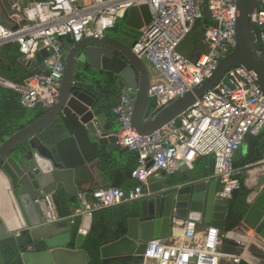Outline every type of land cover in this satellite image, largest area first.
<instances>
[{
    "label": "built area",
    "instance_id": "1",
    "mask_svg": "<svg viewBox=\"0 0 264 264\" xmlns=\"http://www.w3.org/2000/svg\"><path fill=\"white\" fill-rule=\"evenodd\" d=\"M253 13L257 39L264 54V0ZM8 3L13 10L5 8ZM145 5L148 22L138 31L132 52L146 60L152 71L148 89L150 108L161 110L205 77L235 46L236 0H0V13L10 25L0 22V52L17 45V60L31 75L16 83L0 75V88L19 94L27 108L47 109L57 99L64 58L72 42L85 37H103L113 29L122 10ZM206 15L210 23L202 30L204 51L195 59L179 52V45ZM16 27L13 29V27ZM47 51L39 69L36 55ZM251 71L230 69L213 89L204 93L179 117L149 135L132 127L134 95L122 89L111 111L119 123L114 136L119 147L137 153L131 171L136 184L131 188L99 187L78 192L77 207L67 216L56 208L52 194L37 200L43 224L75 223L84 216L121 204H132L156 194L152 180L174 174L180 168L192 170L199 157L212 158V172L204 178H219L217 195L231 198L239 189L238 176L244 168L234 166L235 153L248 135L264 138V93ZM97 125V122L94 123ZM264 168V160L253 164ZM249 165L246 167L248 168ZM171 233L144 243L134 256L138 264H236L238 258L223 254L221 231L213 226L199 228L192 219L170 216Z\"/></svg>",
    "mask_w": 264,
    "mask_h": 264
},
{
    "label": "water",
    "instance_id": "2",
    "mask_svg": "<svg viewBox=\"0 0 264 264\" xmlns=\"http://www.w3.org/2000/svg\"><path fill=\"white\" fill-rule=\"evenodd\" d=\"M4 5L9 13H13L8 3ZM236 5L238 12L232 51L218 61L210 76L154 116L147 115L150 105L148 68L132 52L130 41L125 37L127 33L85 37L71 43L64 58L63 77L54 104L34 122L10 136H0V264L89 263V255L82 244L90 230L92 217L84 216L77 227L73 223L43 224L37 200L45 194H52L60 214L64 208L61 201L64 194L69 196L70 203L77 202L79 189L74 182V168L66 167L55 156L57 145L53 138L58 130L55 126L63 127L65 117L78 116L89 133L96 135L98 142L106 145L109 151L120 148L114 132L104 131L98 122L97 115L104 111L99 92L100 72L115 77L112 95L108 98L112 105L116 104L122 89L134 95L131 124L141 135L152 134L179 117L204 93L217 86L234 67L251 71L255 84L264 93V54L257 39L256 24L252 20L253 13L260 10V2L236 0ZM46 56L45 49L37 53L39 69L43 68L42 59ZM96 122L97 125L94 124ZM128 150L127 147L119 149L120 152ZM262 157L264 160V153ZM212 162L210 158L209 174L212 172ZM219 187V178L172 183L155 196L138 201L135 215L128 218L126 234L118 240L104 242L100 249L101 257L109 260L114 256L108 257L110 255L106 252L122 247L130 250L125 256H134L136 250L143 249L146 241L169 236L170 216L174 209L177 216L218 228L223 235L220 250L223 254L237 257L236 264H264L263 244H260L263 248L259 254H245L246 245L251 243L252 238L264 241V186L249 200L244 216L232 230L226 229L230 198L219 197ZM233 231L249 239L240 242L225 238ZM10 239L16 242L18 253L6 261L2 245ZM123 239L130 240L131 247L121 244L116 248V243L124 242ZM107 246L110 249L105 251Z\"/></svg>",
    "mask_w": 264,
    "mask_h": 264
},
{
    "label": "trees",
    "instance_id": "3",
    "mask_svg": "<svg viewBox=\"0 0 264 264\" xmlns=\"http://www.w3.org/2000/svg\"><path fill=\"white\" fill-rule=\"evenodd\" d=\"M209 23L210 20L206 15L197 21L192 32L179 45V52L190 59H195L198 54L202 53L204 51L202 44V30L204 25ZM189 36L191 37L190 39H188ZM18 56L19 51L17 45L9 44L3 47L0 52V75L16 83H21L26 77L31 75L32 72L28 71L18 62ZM99 76L103 79V83L99 88L102 97V108L108 115L107 109L111 104L108 98L112 95V89L115 85V77L112 74L105 72L99 74ZM36 108H38V110L32 112L33 110L25 108L20 103V97L16 91L8 88L2 89L0 92V136H10L46 113L44 108L39 106ZM158 112L159 110H152L150 108L147 115L154 116ZM66 121L69 125L74 124L77 126L80 130L79 132L87 134V131L79 124L75 116H68ZM245 140L247 141V152L246 155L242 157L243 161L241 164L235 163L234 158V166L236 168H243L263 159L264 138L261 135H248ZM92 150L95 158L100 159L99 170L104 172V169H112L113 171L111 165L112 158L110 157L111 151L106 152L104 150L101 152L99 150L95 153V149ZM197 164L198 163H194V167L197 166ZM135 165L127 170V178L130 179L131 183L128 184L126 188L133 187L137 183L136 180L131 177V171ZM204 173H206V171L203 172V174ZM172 178H174V176H171V179ZM238 178L241 181V186L239 189L232 192L228 204V214L226 216L227 230L234 229L240 223L248 207L247 199L250 191L244 185L245 172L242 171ZM170 182H178V180L174 178ZM112 186H121V184L113 182ZM135 205L136 203L130 205L121 204L98 210L93 214L90 230L86 234L82 244V248L86 250L90 258L88 264H138L141 261L139 257L131 255L112 257L109 260H105L101 257L100 251L104 242L118 240L126 234L128 218L135 215ZM74 224L77 227L79 225V220ZM2 252L6 261H9L12 256H16L18 253L16 242L13 239L6 241L5 244L2 245Z\"/></svg>",
    "mask_w": 264,
    "mask_h": 264
},
{
    "label": "crops",
    "instance_id": "4",
    "mask_svg": "<svg viewBox=\"0 0 264 264\" xmlns=\"http://www.w3.org/2000/svg\"><path fill=\"white\" fill-rule=\"evenodd\" d=\"M137 6L139 7H137L134 11L131 10L129 12V17L127 20V24L129 25L130 28L129 30L127 29L124 32L118 31L119 29L116 23L115 27L109 31V35L127 33L125 37L126 40L130 41V46L135 40L138 31L148 22L149 19V14L147 12L145 5L140 4ZM1 15H3L5 19L3 18L0 19L3 20L6 25H10L6 15L4 13L2 14L0 13V16ZM146 66L148 68L149 77L151 78L152 71L148 64ZM102 73L103 72H100V74ZM100 79L102 85L103 79L102 78ZM113 106L114 105L110 104V106L108 107L107 109L108 115L106 114V111H102L99 115H97V118H98V122L101 124L104 131L116 133L119 129V123L111 111ZM35 109L38 110V108L36 107L29 108V110H35ZM149 109H150V105H149ZM73 116L76 117L79 124L83 126V128L87 131V134L79 132L80 130L74 124L69 125V123H67L66 121V118L68 117L67 116L63 119L64 122L63 127L61 125L60 127L58 125L55 126L56 129L58 130H57V134L53 138V141L57 145V150L55 151V156L57 157V159L60 162H62L66 167L74 168V182L78 187L79 192L80 191L90 192L95 188L112 186L113 182H118L119 184H121V186L119 187L126 188L127 185L131 183L130 179L127 178V170L130 167L137 164V160H136L137 153L132 150L120 152L119 149H121V147L117 150L110 152L107 149L106 145L100 144L98 142L96 135H92L89 133L85 124L80 121L78 116L76 115ZM92 149H95L94 150L95 153L98 152L99 150L101 152H103L104 150L106 152L107 151L110 152V157L112 158L111 165L113 167V171L112 169L111 170L104 169V172H101L99 170L100 159L95 158ZM246 152H247V141L245 140L242 147L235 153V163L241 164L243 161L242 157L246 155ZM209 159L210 157H199L194 162V163H198L197 166H195L192 170L180 168L174 174H170V175L165 174L159 180H152L149 184V189H151L152 191L156 192V194H158L159 192H162L163 190L168 188L172 183L180 184L184 182H190L193 180H201L209 175ZM246 167L247 166L243 167L244 168L243 170L245 172L244 185L250 191V194L247 199V204H248L250 202L249 200L252 199V197L256 194V192H258L264 186V168L256 167L253 164L249 165L248 168ZM205 171L206 173L203 174V172ZM171 176H174V178H176L178 182H170L172 179H174V178L171 179ZM68 197L69 196L67 194H64L63 197H61V201L64 204V208L62 207L63 209V212L61 214L62 216H67L68 214L72 213L77 207V202L75 204L70 203L68 201ZM67 223H68L67 221H62L59 222L58 224L66 225ZM79 224H80V220H79ZM198 227L201 229V228H205L206 226L198 223ZM225 238H232L233 240L236 241L242 240L237 237L233 238V236H231L230 234H227V237ZM122 241H124V239ZM119 242L121 241H118L116 243L118 245L116 248L120 247L121 244L130 246L132 243L130 240H125L122 243ZM242 242L245 241L242 240ZM260 244H263L264 247V241L257 240V238L256 239L252 238L251 243H249V245H246L245 254L247 256L259 254L262 247V245ZM108 249H110L109 246L106 247L105 251H107ZM245 258L247 259V257Z\"/></svg>",
    "mask_w": 264,
    "mask_h": 264
},
{
    "label": "rangeland",
    "instance_id": "5",
    "mask_svg": "<svg viewBox=\"0 0 264 264\" xmlns=\"http://www.w3.org/2000/svg\"><path fill=\"white\" fill-rule=\"evenodd\" d=\"M137 7H139V6H134L132 9H130V10H128V9H125V10H122L121 12H120V14H119V17H118V22H117V27H118V31H125V30H129L130 28H129V25L127 24V20H128V17H129V12L132 10V11H134ZM2 14V13H1ZM0 18L2 19H5L4 18V16L3 15H1L0 16ZM0 19V22H2L3 24H5L4 23V21L3 20H1ZM146 22H147V20H146ZM191 37L189 36L188 37V39H190ZM144 63L147 65L148 64V62L146 61V60H144ZM2 91V90H1ZM37 109H35V110H33L32 112H34V111H36ZM242 147V146H241ZM130 252V250H128V249H126L125 247H122V248H120V249H117V250H115V251H111V250H109V252H106L107 253V255H110V256H108V257H112V256H118V255H120V256H125L126 254H128Z\"/></svg>",
    "mask_w": 264,
    "mask_h": 264
},
{
    "label": "bare ground",
    "instance_id": "6",
    "mask_svg": "<svg viewBox=\"0 0 264 264\" xmlns=\"http://www.w3.org/2000/svg\"><path fill=\"white\" fill-rule=\"evenodd\" d=\"M231 236H233V238H235V237H237V238H240V239H242V240H247V239H249V238H246V237H244V236H242L241 234H239V233H236L235 231H233V232H231V233H229Z\"/></svg>",
    "mask_w": 264,
    "mask_h": 264
}]
</instances>
